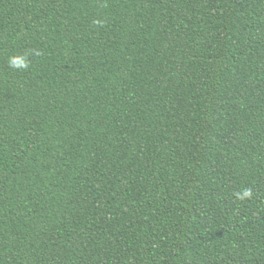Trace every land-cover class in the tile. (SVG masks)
Masks as SVG:
<instances>
[{"label": "trees", "instance_id": "16d2710c", "mask_svg": "<svg viewBox=\"0 0 264 264\" xmlns=\"http://www.w3.org/2000/svg\"><path fill=\"white\" fill-rule=\"evenodd\" d=\"M0 264H264V0H0Z\"/></svg>", "mask_w": 264, "mask_h": 264}, {"label": "clouds", "instance_id": "9594fccd", "mask_svg": "<svg viewBox=\"0 0 264 264\" xmlns=\"http://www.w3.org/2000/svg\"><path fill=\"white\" fill-rule=\"evenodd\" d=\"M94 23H100V21H94ZM8 64L10 67L17 69V70H23L29 67V61L27 60V57L24 55L10 56L8 59ZM237 195L240 196L239 193ZM250 195H251L250 189H245L243 191V194H242L243 197H247Z\"/></svg>", "mask_w": 264, "mask_h": 264}]
</instances>
